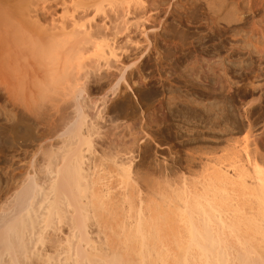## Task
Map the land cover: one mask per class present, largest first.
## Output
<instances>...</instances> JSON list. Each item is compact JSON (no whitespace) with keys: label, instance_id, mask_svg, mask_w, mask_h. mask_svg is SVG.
Segmentation results:
<instances>
[{"label":"rangeland","instance_id":"374dc122","mask_svg":"<svg viewBox=\"0 0 264 264\" xmlns=\"http://www.w3.org/2000/svg\"><path fill=\"white\" fill-rule=\"evenodd\" d=\"M116 1L126 8L129 20L137 26H131L129 21L127 32L100 38L98 46L87 55L88 64L77 69L76 76L80 78L75 79L80 85L88 83L89 92L81 96L85 97L83 111L93 122L89 135L86 132L91 143L81 141L78 147L83 148L85 158L93 165L89 172L95 182L79 188L66 184L62 168L58 184L75 208L76 190L91 189L89 216L79 208L74 213L66 211L63 200L64 210L59 207L63 220L51 221L53 226L43 233L48 237L35 238L36 251L29 261L20 264H47L48 258L57 263L59 258L68 256L66 251L73 249L77 253H71L69 264H75L76 259L78 264H136L135 253L141 240L133 234H142L149 225L155 229L151 234H166L168 241L169 234L189 233L187 222L179 220L186 198L181 187L184 177L194 188L207 173V161H211V167L216 165L210 170H216L217 165L226 170L236 157L245 160L256 147L264 154V1ZM109 5L114 7L113 3ZM82 22L90 23L91 16ZM109 61L118 66L119 72H111ZM94 65L101 68L97 72L104 73L102 79L96 77ZM107 69L113 75H108ZM128 86L139 88L140 94L129 99L121 92ZM54 92L38 91L31 96L19 93L17 103L27 99L24 104L29 112L33 106L27 114L0 91V192L4 191L0 211L11 204L29 173L38 174L42 182L46 180L49 161L64 165L63 157L70 158L65 145L68 137L63 133L74 120L77 107L72 103L65 108L63 104L64 110L57 108L61 96L67 101L73 97ZM63 100L60 104L65 103ZM13 113L21 118H13ZM14 121L18 123L15 135L10 130ZM44 150L50 154L44 155ZM203 168L206 173H201ZM230 174L235 181L241 177L238 171ZM249 174L253 176L252 170ZM249 185V191L259 193L257 183ZM241 186L235 188L236 198L219 201L222 209L236 211L233 203L238 200ZM256 200H249L253 208L258 206ZM140 211L146 218L151 215L154 221L140 222ZM181 217L189 218L187 214ZM252 217L236 211L221 232L262 234L254 229ZM86 221L92 230L89 234L84 232ZM58 226L63 227L59 235ZM90 235L97 248L89 254L85 248Z\"/></svg>","mask_w":264,"mask_h":264},{"label":"bare ground","instance_id":"6f19581e","mask_svg":"<svg viewBox=\"0 0 264 264\" xmlns=\"http://www.w3.org/2000/svg\"><path fill=\"white\" fill-rule=\"evenodd\" d=\"M225 1L221 3H225ZM118 2L116 0H0V91L7 93L12 105L17 107L19 105L21 109L24 108L23 111H26L27 114L29 111H27V104L24 103L28 101L24 98L25 102L22 101L23 103H21L19 101L20 104L17 103L16 96L19 93L25 94L27 92V95L31 96L33 92L38 91H55L58 94L64 92L65 96L68 95L73 99L70 98L71 100L67 101V98L66 100L65 97L61 96L65 99L63 100L58 95L59 99L65 103L60 104L61 101L58 102V99L57 103L60 107L57 108L62 109L63 106L65 108L68 104L72 106V103L77 107L74 120L68 123L63 133L64 136L68 137L65 144L67 151H65L70 154V158L67 160L66 156L63 157L62 160L65 164H62L64 165H59L60 163L53 165V160L49 161L46 167V180L42 182L38 174L29 173L24 179L22 189L18 190L13 196L11 204L0 211V264H20V262L29 261L30 255L37 249V243L34 242L35 238L38 237V239L44 240L48 235L43 233L47 231V227L53 226L51 221L54 218H57L58 221L60 218V221L63 220L59 213V207L62 206V210H64L63 205H61L63 200L66 201V211L74 213L76 208H79L86 217L89 216V207L92 200L91 189H85L84 192L79 189L76 190L78 205L75 208L70 203L68 195L60 192L58 184L61 182L62 168L64 169V182L66 184H72L79 188V186L87 187L90 183L95 182L92 173L89 172L93 165L85 158L83 148L78 147L81 145V141L90 145L91 140L87 135L93 127V122L88 118L89 114L83 111L82 106L85 104V97H82L81 94L89 92L88 83L85 82L80 85L77 83L78 80L75 82L76 78H80V76H76L78 75L76 71L88 64L86 62H89L90 59H87V55L98 46L100 38L112 34L116 36L118 31L125 32L126 30L127 32L128 28L130 30V24L127 27L130 16L127 15L126 8L118 5ZM208 2L207 6L210 5L211 1ZM110 3H113L114 7L107 6ZM225 4H222L223 7ZM250 5L252 6V2ZM193 6L196 5L193 4ZM215 6L217 5L215 4ZM88 16H91V22H82ZM134 24L131 23V26L134 27ZM128 35L126 36H131ZM109 64L111 65L109 68H112L111 72L118 67L114 62ZM94 66L96 77L98 80L99 78L102 79L104 73L97 72L101 68L99 70L96 65ZM111 72L109 71L108 75ZM108 75L106 77H110ZM111 75L113 74L111 73ZM71 77H73V81ZM121 77H123L122 74ZM125 89L127 90L122 91L121 89V92L129 99L140 94L138 93L139 88L134 89L128 86ZM27 95L24 97H27ZM6 100H8L7 97ZM21 104L25 106L21 107ZM28 106L30 108L31 104ZM11 109L13 108L11 107ZM9 113H11V110ZM15 113H13V118L18 115ZM19 117L21 118V116ZM8 121H10V118ZM15 121L10 124L11 127L9 126L14 135L16 128H18V123ZM86 132H88L87 135ZM47 140L50 141L48 138ZM46 151L44 155L51 153V149L50 153H46ZM42 153L40 154L42 155ZM233 158L235 159L234 156ZM210 162L207 161L205 164L208 170L216 166L212 165L211 167L212 163L210 164ZM233 163L226 170L219 165H217L216 170H214L215 167L212 169L214 172L212 170L209 172L205 168L206 171L203 168L201 173L207 172V175L204 174L203 179L201 178L198 181L199 185L194 186V188L189 187L188 180H185L186 177H182L184 186L181 187H184L186 198L183 201L180 215L187 214L189 218L185 219L180 216L179 220L187 222L189 233L169 234V241L175 245L176 250L171 248L167 239L168 235L151 234L152 231H155L152 225H149L145 230L142 229V234H133V237H140L141 240L140 248L135 253L137 257L136 264H264V154H262L261 148L256 147L253 154L246 156L245 160H243V157H236ZM31 164L36 166L33 162ZM31 164L30 166H32ZM213 164L215 163L213 162ZM202 167L204 166L202 165ZM250 170H252L253 176L249 174ZM230 171H238L241 174L238 181L233 180ZM250 183L258 184V194L249 191ZM239 184L242 186L238 194V200L233 203L236 211L246 216H253L252 221L256 223L254 229L262 234H224V232H221L227 227L226 221H229L236 211L222 209L219 201L227 197L236 198L235 188ZM3 192H0V199L3 197ZM59 194L61 195L59 196ZM255 199L259 202L257 208H253L249 202V200ZM139 215L140 222L144 219L149 222L154 221L151 215L146 218L142 211ZM89 227L86 221L84 228L86 234L92 231ZM62 232L63 227L58 226L57 235ZM96 248L92 235H90V242H88L85 250L90 254ZM66 252L68 256L64 260L59 258L57 263H54L51 258H48L47 264H69L73 258L71 253L77 252L74 249ZM74 262L78 264L77 259ZM131 262L133 263L134 260H131Z\"/></svg>","mask_w":264,"mask_h":264}]
</instances>
